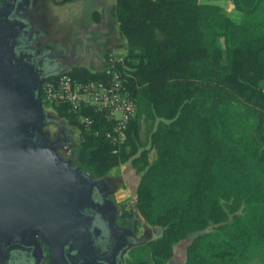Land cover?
I'll list each match as a JSON object with an SVG mask.
<instances>
[{"label": "trees", "instance_id": "1", "mask_svg": "<svg viewBox=\"0 0 264 264\" xmlns=\"http://www.w3.org/2000/svg\"><path fill=\"white\" fill-rule=\"evenodd\" d=\"M231 1L238 22L200 0H113L125 49L112 66L137 106L120 144L108 140L110 121L101 111L79 110L92 118L84 129L66 104L55 106L78 126L75 162L91 177L131 157L135 208L161 226L146 241L150 264H164L172 244L188 236L180 264L264 256V0ZM64 71L106 79L81 65ZM140 118L151 159L146 147L134 155Z\"/></svg>", "mask_w": 264, "mask_h": 264}, {"label": "water", "instance_id": "2", "mask_svg": "<svg viewBox=\"0 0 264 264\" xmlns=\"http://www.w3.org/2000/svg\"><path fill=\"white\" fill-rule=\"evenodd\" d=\"M42 121L38 96L1 76L0 241L30 227L55 263L100 264L89 250L94 216L76 198L89 194L87 175L58 161Z\"/></svg>", "mask_w": 264, "mask_h": 264}, {"label": "crops", "instance_id": "3", "mask_svg": "<svg viewBox=\"0 0 264 264\" xmlns=\"http://www.w3.org/2000/svg\"><path fill=\"white\" fill-rule=\"evenodd\" d=\"M10 3V12L16 16V22L32 28L30 37L33 42L34 28L44 27L45 20L49 21L52 16L66 27L67 38L62 48L49 46L38 52L36 47L24 46L21 42L18 44L17 50L40 55L48 61L44 66L46 74L64 71L71 65L101 71L108 64L109 56H120L125 49V40L110 11L113 0H10ZM20 37L17 36V41H20ZM136 182L137 178L133 182L134 187ZM122 199L126 198H97L98 203L106 209V220L116 243L106 258L100 257V264H130L126 254L135 244L143 220L135 207L130 206L129 210L122 206ZM147 236L143 238H148L145 242L152 239ZM188 240L182 239V249ZM183 259L184 255H175L172 245V253L164 264H180ZM145 261L150 264L149 254ZM0 264L57 263L43 237L35 229L27 227L0 241Z\"/></svg>", "mask_w": 264, "mask_h": 264}, {"label": "rangeland", "instance_id": "4", "mask_svg": "<svg viewBox=\"0 0 264 264\" xmlns=\"http://www.w3.org/2000/svg\"><path fill=\"white\" fill-rule=\"evenodd\" d=\"M201 2H209L216 4L220 11H222L225 15H227L231 20L238 22L241 18V12L236 9L231 0H200ZM10 20H16V16L11 12L8 16ZM44 22V21H43ZM45 26L38 28H34L36 30L35 36L33 37L35 40L30 37L31 29L25 27L24 24L21 23V26L18 30V36L20 35V41H17L16 44L9 46L10 52H15L18 48L19 42L21 45L36 47L38 52L42 50L44 47H55L62 48L65 46V40L67 36L65 35L66 27L60 22H57L56 18L52 16L49 21L45 20ZM40 26V25H39ZM34 30V31H35ZM12 46V47H11ZM24 52V53H23ZM19 56L22 58L21 61L32 62L31 63L34 70H41L42 75L40 76V84L42 82V76L46 74V69L44 68L45 64L48 63L45 58H42L40 55L28 54L26 51H23ZM124 52V51H123ZM24 54H28L26 58H24ZM121 56V55H120ZM122 57V56H121ZM124 66V64H123ZM36 67V68H35ZM19 68L21 65L19 64ZM60 71V70H58ZM55 71V72H58ZM63 71V70H62ZM40 94L38 96L39 99V108L43 112V121L41 123V130L47 137L48 141L52 144V148L56 154V157L59 162L65 163L67 165H71V167L77 170H83L80 165L75 162V153L74 149L77 143V135H78V126L71 124L64 119V117H60L57 115V107L58 104H50L46 101H41ZM139 111H142V107L140 104H137ZM147 122L143 121L140 118L138 123V142H140L138 149L135 151L134 155H136L139 150L143 147L148 148L147 158L151 159L154 156L153 150L148 145L147 139ZM72 158V162L69 163L68 158ZM130 158L126 159L123 162L118 163L115 166H112L102 175L97 177H91L85 170L83 173L87 175L86 182H88L89 187L92 186V189L95 191V196L98 198H126L121 200L122 206H125L127 209L130 206L135 207L134 205V184L136 178H138L137 170L130 163ZM120 204V203H119ZM140 232L137 238L134 240L135 244L127 252V262L135 263L139 260H147V255L149 254L148 247L146 245L145 240L143 239L146 234H148L150 238L157 237L161 232V226L157 224H149L145 221H142L140 226ZM185 238H189L185 237ZM182 238V239H185ZM182 239L177 240L172 245L174 246L175 255L181 254L184 255L185 246L181 247V243H184ZM181 247V250H180ZM178 248V249H177ZM241 264H264V256H259L255 251L251 256H249L245 261L241 262Z\"/></svg>", "mask_w": 264, "mask_h": 264}, {"label": "built area", "instance_id": "5", "mask_svg": "<svg viewBox=\"0 0 264 264\" xmlns=\"http://www.w3.org/2000/svg\"><path fill=\"white\" fill-rule=\"evenodd\" d=\"M107 59L108 64L102 70L106 79L79 80L65 71H58L52 77L42 79L40 99L50 104H66L77 113L84 129L89 128L92 118L79 110L87 107L101 111L110 121L106 136L117 145L124 140L127 123L135 116L137 106L127 93L120 70L112 66L121 56Z\"/></svg>", "mask_w": 264, "mask_h": 264}, {"label": "flooded vegetation", "instance_id": "6", "mask_svg": "<svg viewBox=\"0 0 264 264\" xmlns=\"http://www.w3.org/2000/svg\"><path fill=\"white\" fill-rule=\"evenodd\" d=\"M10 11V0H0V78L3 76L5 78L13 79L21 90L31 91L35 94L40 86L39 78L42 73L40 69L34 70L31 63L35 64V62H32V59L25 63L21 61L22 58L19 55L23 50L18 49L13 53L9 51V46L16 44L18 30L21 26L16 20H10L8 18L11 13ZM26 55L28 54H24L23 57H28ZM19 64L21 65V68H19ZM15 65H17V67H15ZM21 79H23V82ZM72 158L73 156L68 158L70 159L69 163L72 162ZM67 167L72 168L70 164L67 165ZM84 186L89 190V194H86L83 197L77 196L76 198H78L77 203L79 206H85V210L90 211L94 216L91 221L92 227L90 228L91 238L89 241V250L98 257L106 258L107 254L114 249L116 244L113 234L110 233V228L106 220V209L98 203V197L95 196L94 189H92V186L89 187L86 180Z\"/></svg>", "mask_w": 264, "mask_h": 264}]
</instances>
